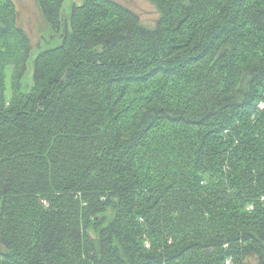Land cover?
<instances>
[{
	"label": "trees",
	"instance_id": "trees-1",
	"mask_svg": "<svg viewBox=\"0 0 264 264\" xmlns=\"http://www.w3.org/2000/svg\"><path fill=\"white\" fill-rule=\"evenodd\" d=\"M35 1L36 54L0 0V264H264V0Z\"/></svg>",
	"mask_w": 264,
	"mask_h": 264
},
{
	"label": "rangeland",
	"instance_id": "rangeland-1",
	"mask_svg": "<svg viewBox=\"0 0 264 264\" xmlns=\"http://www.w3.org/2000/svg\"><path fill=\"white\" fill-rule=\"evenodd\" d=\"M83 0H65L63 3L62 14L66 18V23L69 26V17L72 7L77 4H82ZM124 5H127L132 10H135L140 14L141 21L147 26H155L157 19L160 15V10L156 8L155 4L151 0H119ZM18 10V16H20V24L27 31L29 37L32 39V43L36 48V52L41 51L47 47H52L55 43H60L64 34V30L60 29L59 32L50 30L49 25L45 21V18L41 12L40 6L35 0H15ZM64 28V26H63ZM51 34V35H50ZM55 38L54 42H49V37ZM32 66H29V71L24 78L29 85H32ZM7 89H10L11 81L7 78Z\"/></svg>",
	"mask_w": 264,
	"mask_h": 264
}]
</instances>
